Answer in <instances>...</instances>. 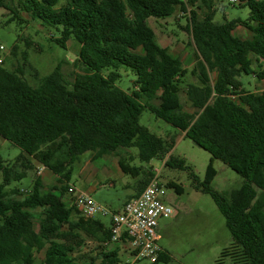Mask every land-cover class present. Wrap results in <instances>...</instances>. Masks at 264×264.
I'll list each match as a JSON object with an SVG mask.
<instances>
[{
    "label": "trees",
    "instance_id": "1",
    "mask_svg": "<svg viewBox=\"0 0 264 264\" xmlns=\"http://www.w3.org/2000/svg\"><path fill=\"white\" fill-rule=\"evenodd\" d=\"M213 2L0 0L10 22H21L19 14L25 13L59 33L51 42L60 49L72 40L82 69L69 81L58 64L33 87L21 72L0 67V135L20 150L12 164L0 158V264H34L35 249L45 250L42 264H76L89 257L77 255L85 240L97 245L90 262L120 264L119 250L107 247L110 223L84 219L64 197L72 165L85 153L103 157L136 149L137 159L148 164L173 149L174 136L161 138L140 125L145 110L242 179L225 197L210 187L215 177L210 165L201 182L182 159L169 156L164 162L168 169L188 171L192 188L207 194L223 216L231 246L215 264L226 258L230 264H264V91L249 93L241 81L264 80V0H238L248 17L222 23L214 21ZM177 9L186 15L183 31L195 48L190 71L159 45L147 24ZM238 27L250 38L234 36ZM254 66L261 71L255 73ZM121 68L135 77L129 94L116 86ZM188 77L194 82L187 83ZM181 92L192 113L184 111ZM33 162L56 176V185L44 190L35 177L25 193L7 191L35 171ZM118 165L132 178L141 173L124 159ZM146 176L152 177L150 171ZM146 184L141 182L140 192ZM167 261L162 252L153 264Z\"/></svg>",
    "mask_w": 264,
    "mask_h": 264
},
{
    "label": "rangeland",
    "instance_id": "2",
    "mask_svg": "<svg viewBox=\"0 0 264 264\" xmlns=\"http://www.w3.org/2000/svg\"><path fill=\"white\" fill-rule=\"evenodd\" d=\"M213 4L214 21L217 23L237 18L245 20L248 17L247 8L239 7L237 4L231 5L228 0H214ZM19 17L21 22L17 19L10 22V14L6 10H0V47H2L0 67L8 71L21 72L24 79L33 87H38L42 79L50 74L58 64H61L62 73L69 81L72 80L73 74L82 73L80 65L76 64L78 46L72 40L67 42L66 49H60L51 42L52 38L59 36L55 29L30 20L25 13H20ZM147 24L154 30L158 43L167 48L170 55L179 59L183 67L190 71L194 65L195 48L188 34L183 31L186 25V15L177 9L172 17L166 20L149 19ZM233 35L244 39L250 38V33L242 28L236 29ZM254 71L258 73L261 69L254 66ZM119 74L120 79L116 86L129 94L132 91L135 77L125 68H121ZM241 81L244 89L249 93L260 94L264 91V80L242 76ZM186 82L193 83L194 80L188 77ZM180 101L185 112H193L184 92L180 93ZM139 123L158 137L174 136L173 149L162 160L153 159L148 164H143L137 159L136 149H130L132 158L125 159V161L129 166L141 168V173L136 178L126 176L125 180L118 177L120 171L112 158L100 157L94 162L92 153H85L72 165L69 182L72 191L69 190L65 195V203L69 207L72 206L73 196L85 193L84 186L87 181H91L89 183L95 184L96 187L91 197L110 212H120L121 205L127 196L137 190L142 181H146L147 186L151 178L155 176L153 170H156L158 181L164 186L162 200L172 209V215L169 218L158 220L156 229L157 245L168 256V261L160 264H215L223 251L231 246V237L225 226V220L207 194L192 188L188 171L168 169L164 166V162L169 156L182 159L186 166L191 167L201 182L205 178L206 168L210 165L215 172L210 187L225 197L231 191L240 188L241 177L221 162L213 160L209 154L184 138L183 133L178 132L150 112L143 111ZM125 151L122 152L123 155H126ZM19 154L20 150L0 135L1 160L5 164H12ZM106 159H108L107 165L104 168L103 164ZM33 166L35 171L29 172L26 179L20 183L11 184L6 190L19 188L25 193L30 190L31 181L35 177L41 179L44 190L56 185L57 177H54L50 171L35 162ZM42 167L44 169L41 172L39 169ZM149 171L152 174L151 178L146 176ZM109 178L114 187H108L107 179ZM125 181L129 184L128 189L124 188ZM102 221L109 223L108 218H103ZM96 249L90 240H85L84 247L77 252V255L84 254L89 257L76 264H98L89 261L95 257L98 251ZM108 249L112 250L110 247ZM44 251V249L34 250V264H42ZM119 258L120 264H151L147 260L135 261L130 253H125L124 247L119 250ZM224 264H230V260L224 259Z\"/></svg>",
    "mask_w": 264,
    "mask_h": 264
},
{
    "label": "built area",
    "instance_id": "3",
    "mask_svg": "<svg viewBox=\"0 0 264 264\" xmlns=\"http://www.w3.org/2000/svg\"><path fill=\"white\" fill-rule=\"evenodd\" d=\"M228 2L231 5L238 4V0ZM153 172L155 176L151 178L149 184L137 197L126 202L120 212H110L86 194L75 195L72 200L73 206L84 219L108 218L111 243H123L125 250L135 261L147 260L151 264L155 263L162 253L157 245L158 220L167 219L172 215V209L162 200L164 186L158 181V171Z\"/></svg>",
    "mask_w": 264,
    "mask_h": 264
},
{
    "label": "crops",
    "instance_id": "4",
    "mask_svg": "<svg viewBox=\"0 0 264 264\" xmlns=\"http://www.w3.org/2000/svg\"><path fill=\"white\" fill-rule=\"evenodd\" d=\"M153 20H155V19H153ZM148 22V21H147ZM238 28H240V27H238ZM238 28H236V29H238ZM235 29V30H236ZM243 29V28H242ZM234 30V31H235ZM154 31V30H153ZM233 31V32H234ZM238 38H240V37H238ZM240 39H244V38H240ZM246 39H248V38H246ZM160 45V44H159ZM161 46V45H160ZM162 47V46H161ZM164 48V47H163ZM167 49V48H166ZM168 50V49H167ZM123 151H125L124 149L123 150H120V149H118L112 156H103V157H105V158H112V160H113V162L115 163V165L116 166H118V168H119V165H118V160L119 159H131L132 158V152L129 150V151H125L126 152V155H123L122 154V152ZM137 155V154H136ZM119 156H121V157H119ZM94 158V162L95 161H97L98 159H100V157H93ZM107 160L108 159H106V162H105V164H103V167L104 168H106V165H107ZM39 165V164H38ZM43 167L41 168V169H39L41 172L43 171ZM107 170V172H109V170L108 169H106ZM48 171V170H47ZM119 171H120V174H118V177L120 178V179H123V180H125L124 178H126V176L127 175H124L122 172H121V170H120V168H119ZM55 177V176H54ZM107 185H108V187H114V184L112 183V181L110 180V178L109 179H107ZM90 183H91V181H89ZM88 181H87V183H86V185L84 186L85 187V193H79V194H86V195H89V196H92V192H94L95 191V189H96V187H95V184H90ZM125 185H124V188H129V184H128V182H126L125 181ZM141 192H140V186H138L137 187V190H134L129 196H127V198L124 200V202L122 203V205H121V208H120V210L119 211H121L122 210V208H123V206H124V204L126 203V202H128L129 200H131V199H133V198H135V197H137L139 194H140ZM79 194H75V195H79ZM74 195V196H75ZM73 196V197H74ZM118 212V211H117ZM91 241V240H90ZM91 243L92 244H94V246L96 247L97 245H96V243H94L93 241H91ZM107 247L109 248H111L112 250L113 249H117V250H121L123 247H124V251H125V253H129L128 251H126L125 250V246H124V244L123 243H111V244H108L107 245Z\"/></svg>",
    "mask_w": 264,
    "mask_h": 264
}]
</instances>
